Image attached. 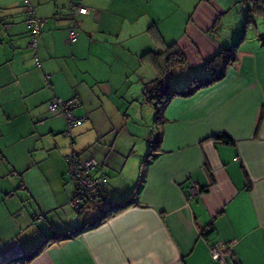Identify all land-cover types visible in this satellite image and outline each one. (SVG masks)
Returning <instances> with one entry per match:
<instances>
[{"label": "crops", "instance_id": "1", "mask_svg": "<svg viewBox=\"0 0 264 264\" xmlns=\"http://www.w3.org/2000/svg\"><path fill=\"white\" fill-rule=\"evenodd\" d=\"M67 1L31 0L47 19L36 65L23 0H0V264H264V30L255 20L264 18L251 0H179L189 15L172 43L170 0H78L86 11L73 18L74 41ZM143 13L155 19L150 30ZM174 49L185 61L163 83L178 70L184 80L210 78L206 62L221 51L232 60L222 78L173 96L139 145L114 97L156 79ZM142 65L138 80L130 72ZM75 96L74 114L86 118L70 138L47 101ZM219 133L232 141H216ZM152 137L159 143L148 156ZM70 150L95 158L92 174L105 176L109 201L70 203ZM129 195L133 205L102 218ZM33 212L43 214L37 226ZM77 227L24 259L47 236ZM214 242L231 243L223 263L210 256Z\"/></svg>", "mask_w": 264, "mask_h": 264}, {"label": "built area", "instance_id": "2", "mask_svg": "<svg viewBox=\"0 0 264 264\" xmlns=\"http://www.w3.org/2000/svg\"><path fill=\"white\" fill-rule=\"evenodd\" d=\"M68 12L72 19V24L68 29V37L70 41H74L77 36L75 28V21L73 20L76 14H81L86 11V8L81 5L78 0H68ZM23 7L26 13L24 26L28 33V47L33 52L34 63L40 65L38 56V40L42 32V28L47 23L45 17L39 16L31 0H23ZM80 104L78 97H72L67 100L53 98L48 102V109L52 112L58 111L65 119L66 128L64 134L71 138V130L78 126L86 116L77 117L74 114V109ZM67 162V174L74 183V189L70 198L72 205H77L79 201L94 202L100 200L109 201L106 192L105 181L106 178L103 174L93 175L92 171L96 167L97 162L94 157L80 159L73 151L65 156ZM196 185H191L186 191L187 202L196 195ZM12 195V194H11ZM33 221L37 223L42 220L43 214L39 212L33 213ZM210 256L214 260L223 263L225 256L231 252V243L214 242L209 246Z\"/></svg>", "mask_w": 264, "mask_h": 264}, {"label": "rangeland", "instance_id": "3", "mask_svg": "<svg viewBox=\"0 0 264 264\" xmlns=\"http://www.w3.org/2000/svg\"><path fill=\"white\" fill-rule=\"evenodd\" d=\"M173 4V6L170 5V43H172L174 41V39L180 34L181 32V28L183 25V22L186 20L187 16L189 15V13L184 12V7L180 4L179 0H170ZM170 2V4H171ZM143 20L144 21H148L149 22V27L148 30H150L149 28L152 26V21H155L154 18L151 17V13H143ZM235 14L231 13V14H227L223 20H225L227 22V29L226 31L228 32L229 35H232V29L234 26V22H235ZM157 20V19H156ZM255 20L257 21V26L259 27V29L264 30V24H262V20L260 17L256 16ZM246 20H244L245 22ZM253 26L250 28L251 33H253ZM255 33V32H254ZM240 37V35H239ZM153 41H155V39H153ZM156 43V42H154ZM157 44V43H156ZM144 51H146L145 49H143ZM146 66L142 65V66H136L133 68V70L130 72V74H135L138 80H141V75L143 74V79L146 78L147 74H146ZM183 72L181 70L176 71L175 73H170V76L167 77L164 80V84L169 83L170 87L172 89H174V91H177L178 93H187L192 91V87H196V83H193L192 85L191 83V79L192 77H188L186 76L187 79L184 80V76L182 74ZM164 74L162 75V78H164ZM156 83V82H155ZM135 85L136 81H132L130 82V85ZM141 84V90H136V91H132V89H130L127 93H125L124 96L122 97H114L116 98L121 105H125L122 109L124 113H126V117L124 115H121L122 117H120L121 119L123 118V116L126 118L128 127H130V129H135L129 132H136V134H142V140L140 141L139 145H142L141 143H147V139H145L144 135H147L148 130H153V134L155 133L154 127L155 124L160 126V122L157 124V118H156V108L150 103V99H148L149 96L154 95V101L158 100L160 96H158V94L161 93L162 89H160L159 91H156L154 89H152V85L149 84V82L146 80L140 82ZM148 84V85H147ZM155 86L157 84H154ZM186 86H188L187 88H185ZM118 93H120V91H118ZM117 96V94H116ZM160 101V99H159ZM109 104V103H108ZM106 108V106H104ZM123 113V114H124ZM161 116V115H160ZM117 121H123L124 118L121 120L119 118H115ZM161 120H163V116L161 118ZM150 128V129H149ZM156 134V133H155ZM138 136V135H137ZM140 137V136H139ZM138 137V138H139ZM71 145V144H70ZM145 150V148L143 149V151ZM145 152V151H144ZM143 152V153H144ZM154 152V151H153ZM102 202V200L100 201ZM96 213H98V215H100V212L98 210H96ZM86 220V219H85ZM33 223V222H32ZM35 226H37V223H33ZM34 225L32 226L34 228Z\"/></svg>", "mask_w": 264, "mask_h": 264}, {"label": "trees", "instance_id": "4", "mask_svg": "<svg viewBox=\"0 0 264 264\" xmlns=\"http://www.w3.org/2000/svg\"><path fill=\"white\" fill-rule=\"evenodd\" d=\"M251 2H252L251 9L254 12H256L257 14L261 15L262 18H264V0H251ZM67 5H68V1H67ZM162 52L163 51L152 53V56L155 58V56L161 55ZM147 54H149V53H146L143 56H146ZM233 58L235 59V57H233ZM231 60H232L231 51H227V52L221 51L220 53L216 54L214 57H212L211 59H209L206 62L208 69L211 72V77L208 79L207 78L203 79V78L193 77L191 79L190 84L192 85L193 83H196L198 85H196V87H192L193 89L190 92L178 93L177 91H174V89H172L171 87H170V89H168L166 84L164 85V83L162 82V79L160 80V78H162L163 74H166V72L169 70V68L171 71L172 68L181 65L182 63H184L185 60H184V57L181 54V52L178 51L177 49L171 50L168 54H166L164 57V65H163L162 69L160 70L159 75L157 76L156 79L149 82V84L153 86L152 89L159 91V92H160V89H162L161 93L158 94V96H160L159 97L160 101H159V99L156 101L152 100V99H154V95L148 97V99H150V103L156 108L157 122L158 123L162 122V120H161L162 110L165 107V105L167 104V102L173 96H175V95H187V94L197 90L198 88H200L206 84H209L211 82H214V81L222 78L226 72L227 66L229 64H231ZM154 84H157V85L155 86ZM187 87L188 86H186L185 88H187ZM54 98H56V97H54ZM51 99H53V98H51ZM51 99H49L47 101V105ZM62 100H67V99H62ZM54 112H58V111H54ZM212 137L218 142L227 143V142L232 141V138L226 133L214 134V135H212ZM150 142H152V144L149 147L150 152H148V156H151L153 154L152 151L155 150V148H157V145L159 143V138H156V137L153 138L152 137V138H150ZM85 202H87V201H85ZM135 202H136L135 198L132 195H129V196L121 199V201L115 205L110 203L109 208L103 212L102 218H108V217L114 215L115 213H117L118 211H120L124 208H127L130 205H133ZM32 219H33V216H32ZM80 230H81L80 227H77V228L70 229V230L65 231V232L52 233L51 236H47L36 247L27 251L26 252L27 256L24 259L30 260L34 256H36L40 251L43 250V248L45 247V245L48 243V241L51 238L58 239V240L71 238L74 235H76L77 233H79ZM15 261H17V259H14L12 261H8L7 263H4V264H10V263L15 262Z\"/></svg>", "mask_w": 264, "mask_h": 264}]
</instances>
